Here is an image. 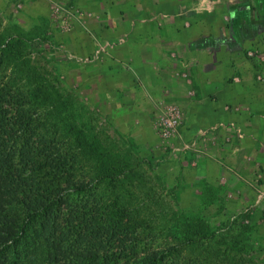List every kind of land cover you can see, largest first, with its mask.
Here are the masks:
<instances>
[{
  "label": "crops",
  "instance_id": "obj_1",
  "mask_svg": "<svg viewBox=\"0 0 264 264\" xmlns=\"http://www.w3.org/2000/svg\"><path fill=\"white\" fill-rule=\"evenodd\" d=\"M47 1L68 2L80 14H92L81 33L75 30L73 44L81 56L97 50L96 61L85 59L96 70L92 80L108 82L103 98L109 116L129 117L134 128L145 131L158 115L175 117L178 139L185 143L206 132L207 139L198 136L199 141L221 143L209 157L231 169L215 168L210 158L197 160L196 180L213 183L216 172L219 184L234 193L224 217L251 203L253 219L260 222L264 63L259 71L246 53L258 49L264 59V0H24L21 14H36L41 3L47 12ZM216 125L229 140L210 135Z\"/></svg>",
  "mask_w": 264,
  "mask_h": 264
},
{
  "label": "trees",
  "instance_id": "obj_2",
  "mask_svg": "<svg viewBox=\"0 0 264 264\" xmlns=\"http://www.w3.org/2000/svg\"><path fill=\"white\" fill-rule=\"evenodd\" d=\"M45 41L19 27L0 33V264H186L185 247L207 242L246 251V226L235 239L228 222L214 227L200 210L166 226L139 218L120 192L131 164L76 122V101L50 93L33 66L19 86L3 78ZM160 234L165 242L153 246L149 236Z\"/></svg>",
  "mask_w": 264,
  "mask_h": 264
},
{
  "label": "rangeland",
  "instance_id": "obj_3",
  "mask_svg": "<svg viewBox=\"0 0 264 264\" xmlns=\"http://www.w3.org/2000/svg\"><path fill=\"white\" fill-rule=\"evenodd\" d=\"M23 2L24 0H0V33L19 27L25 32L38 31L45 34L47 41L36 43L34 51L26 58V64H19L22 71H14L16 69L13 68L10 73L9 69L6 73H2L3 78L6 80L9 77L19 86L25 80V74L30 70L29 66H33L35 68L33 74L52 86V89L48 90L50 93L56 91L63 98L69 95L71 100L76 101L74 103L76 122L93 129L106 147L116 149L122 158L131 164L133 175L123 178L125 184L120 188L123 201L139 218L149 216L153 227L168 225L172 220L177 219L181 212L189 213L197 210L202 211L208 223L214 227H220L228 222L224 230L229 226V235L235 239L239 238L234 235L239 230V226H246L242 232L246 251L223 250L222 246L214 243H199L192 252L191 248L185 247L182 251L183 263L264 264V213L258 217V220L261 219L263 222L254 220L253 205L244 203L236 212L227 213L228 217H224L225 203L234 195V193L230 194L229 186L226 183L219 184L216 172L213 173V183L196 180L194 176V163L206 158H210L211 165L214 163L215 168L223 166L230 171L231 168L224 162H215L213 157H209L213 150L220 148L221 143L210 142L208 146L206 140L199 141L198 136L207 139L206 132L196 133L191 140L188 138L186 143L180 141L178 125L177 130L170 136L172 139L166 138L162 134L163 125L160 115L146 131L134 128L129 117L113 120L108 114L109 104H105L107 99L103 98L108 82L100 85L97 81H93L92 77L96 70L85 59L88 57L96 61L97 50L93 49L90 53L81 56L73 44V38L75 41L79 36L73 35L74 32L81 33L92 14H80L79 7L62 1L56 4L47 1V12L45 4L41 3V9L37 10L36 14H21L25 12ZM60 6L74 8L76 14H68L64 9L59 8ZM256 50L260 56L258 49L250 51ZM246 55L260 71L264 59L256 58L254 54L250 56L246 53ZM257 60H260V63ZM106 80L104 78V81ZM44 112L45 110L37 115V120L44 119ZM48 118L54 125L55 121L51 116ZM128 119L129 122H125ZM49 122L45 125L50 126ZM210 131L211 136L215 135L217 138L222 134L221 139H230L220 125H216ZM236 136L241 138V130H238ZM215 145L217 147H214ZM199 150L202 152L199 153ZM216 157L218 158V155ZM252 180L253 182L247 181L253 184L256 177ZM209 197H212V203L207 201L201 203ZM152 238H154L151 243L153 246L165 242L161 234L149 236V239Z\"/></svg>",
  "mask_w": 264,
  "mask_h": 264
},
{
  "label": "built area",
  "instance_id": "obj_4",
  "mask_svg": "<svg viewBox=\"0 0 264 264\" xmlns=\"http://www.w3.org/2000/svg\"><path fill=\"white\" fill-rule=\"evenodd\" d=\"M59 8L64 9V11L66 13H68V14H75L68 7L60 6ZM253 54H254V56L256 58L261 57V56H259V52H257V50L255 52H251V51L248 52V55H250V56H253ZM166 118L167 117H162L161 118V120H162L161 124L163 125V128H162L163 129V133L162 134L166 138H168L171 134H173V132L176 131L177 119L175 117L173 119H166Z\"/></svg>",
  "mask_w": 264,
  "mask_h": 264
}]
</instances>
